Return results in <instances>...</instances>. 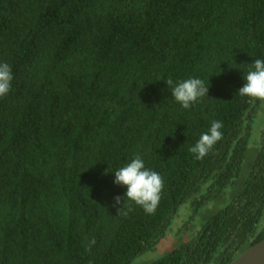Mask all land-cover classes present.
<instances>
[{
	"label": "trees",
	"instance_id": "trees-1",
	"mask_svg": "<svg viewBox=\"0 0 264 264\" xmlns=\"http://www.w3.org/2000/svg\"><path fill=\"white\" fill-rule=\"evenodd\" d=\"M255 59L264 0H0L13 73L0 97V264H133L182 211L228 197L150 264H230L262 240L264 130L250 143L264 101L237 94ZM169 78H199L208 96L184 109ZM213 120L223 138L198 160L189 149ZM137 154L162 176L161 199L152 214L130 200L118 213L127 188L114 171Z\"/></svg>",
	"mask_w": 264,
	"mask_h": 264
},
{
	"label": "clouds",
	"instance_id": "clouds-1",
	"mask_svg": "<svg viewBox=\"0 0 264 264\" xmlns=\"http://www.w3.org/2000/svg\"><path fill=\"white\" fill-rule=\"evenodd\" d=\"M12 80L11 66L6 62L0 63V97H4L9 93ZM244 80L246 82L238 89L237 94L242 97L264 101V59H255L251 63V68L245 73ZM165 82L174 99L184 109H189L199 98L206 96L209 91V87H206L199 78H189L176 83L169 78ZM222 128V121H211L208 130L202 133L194 146L189 149L196 159H203L223 138ZM114 177L116 185L126 186L127 188L123 197L119 195L114 197L112 207H116L118 213L123 212L125 200L133 201L148 214L156 211L164 188L163 178L158 172L146 168L140 155H135L129 163L115 170ZM123 214L126 215L127 213ZM95 243V239H91L88 242L87 250L91 251V246Z\"/></svg>",
	"mask_w": 264,
	"mask_h": 264
},
{
	"label": "rangeland",
	"instance_id": "rangeland-1",
	"mask_svg": "<svg viewBox=\"0 0 264 264\" xmlns=\"http://www.w3.org/2000/svg\"><path fill=\"white\" fill-rule=\"evenodd\" d=\"M263 130H264V110H261V112L258 115L257 122L252 133L251 143H250L251 148L258 146L256 142L260 139ZM228 202H229V197L225 199H219L216 208H214L212 212L208 214V212L204 213L203 211L202 213H198L199 215L196 214V216L193 219L190 218L191 215L189 211L188 214L186 215V219H184L185 215L184 212L182 211L179 217L174 220L173 231L171 229L172 232L170 231L167 234L166 238L159 243V245L155 250L145 253L144 255L139 257L133 264H150L155 259L163 256L169 250L175 248L176 246L187 240L191 236L192 232L198 231L201 228V226L204 224L206 219L212 213H215L220 208L224 207ZM184 220L186 221L185 223L186 226L188 225L189 229H193V231L191 232L190 230H186V231L183 230L181 233L178 234V231L176 230L182 226ZM195 227L196 229H194Z\"/></svg>",
	"mask_w": 264,
	"mask_h": 264
},
{
	"label": "water",
	"instance_id": "water-1",
	"mask_svg": "<svg viewBox=\"0 0 264 264\" xmlns=\"http://www.w3.org/2000/svg\"><path fill=\"white\" fill-rule=\"evenodd\" d=\"M230 264H264V238L247 249Z\"/></svg>",
	"mask_w": 264,
	"mask_h": 264
}]
</instances>
